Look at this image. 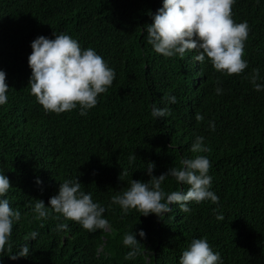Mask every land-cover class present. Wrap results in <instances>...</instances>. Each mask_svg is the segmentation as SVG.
<instances>
[{"label": "trees", "instance_id": "16d2710c", "mask_svg": "<svg viewBox=\"0 0 264 264\" xmlns=\"http://www.w3.org/2000/svg\"><path fill=\"white\" fill-rule=\"evenodd\" d=\"M161 6L162 0H0V70L9 86L8 102L0 106V171L10 181L6 197L21 212L0 264H179L182 251L202 237L224 264H264V91L251 83L259 68L257 83L264 84V0H236L232 7L234 21H247L250 32L243 57L248 67L231 75L207 58L196 61L195 50L183 58L155 53L146 29ZM53 32L94 48L115 70L113 84L87 116L79 108L45 111L30 91V42L40 35L54 39ZM169 95L177 103L169 105ZM153 104L170 107L171 114L156 119ZM196 136L205 137L209 149L200 154L211 162L218 204L189 202L188 213L173 204L160 219L136 209L125 214L112 203L131 180L150 181L149 162L155 176L182 167L183 158L196 155ZM75 177L105 207L106 229L89 232L55 212L37 218V200L47 206L60 183ZM161 187L169 194L189 186L169 176ZM60 223L68 229L57 230ZM140 229L145 236L136 235L137 255L126 259L132 249L124 235ZM33 231L39 235L29 240ZM25 243L29 256L10 259Z\"/></svg>", "mask_w": 264, "mask_h": 264}, {"label": "clouds", "instance_id": "9594fccd", "mask_svg": "<svg viewBox=\"0 0 264 264\" xmlns=\"http://www.w3.org/2000/svg\"><path fill=\"white\" fill-rule=\"evenodd\" d=\"M257 3L260 0H256ZM236 0H162V6L152 15V23L148 25L147 43L155 53L165 57L179 56L183 58L189 50H195V60L203 63L210 60L215 70L226 74H240L248 67L244 57L245 42L248 39L250 26L247 21L235 22L232 7ZM54 39L44 35L37 36L30 42L31 53L28 66L31 69L29 78L30 91L45 111L56 114L70 112L79 108L80 116H87L88 111L98 104L100 94L107 92L113 84L116 73L105 59L94 48H82L80 42L68 34L53 32ZM251 83L255 90L264 91V84L257 83L261 79L260 69L252 70ZM9 86L6 83V72L0 70V106L8 102ZM217 95L223 93L221 87L216 88ZM169 105L177 103L174 95L167 97ZM153 117L165 118L171 114L170 107L152 105ZM197 121L204 116L196 113ZM212 131L215 121L209 122ZM205 137L196 136L191 151L196 153L191 158L181 160L182 167H170L159 176L153 175L155 164L149 162L146 174L150 181L131 180L126 191L114 195L112 203L118 204L127 214L136 209L142 215L154 214L158 218L172 210L178 204L181 211H191L189 202L200 203L205 200L219 203V196L212 190L213 177L209 175L212 167L209 158L200 153L208 152L204 143ZM136 155L129 157L133 162ZM173 177L180 184L188 185L187 191H172L166 194L162 182ZM36 184H42L39 178ZM81 183L74 179H65L60 183L58 193L49 198L47 206L43 200L34 204V212L38 219H47L52 212L65 219L78 222L89 232L106 229L109 221L104 216L105 207L94 202L92 193L85 192ZM11 188L9 178L0 171V253L10 247V237L14 222L21 219V212L11 206L6 193ZM59 219V216H57ZM217 219L223 220V215ZM68 229V224L60 223L57 230ZM39 235L33 231L29 240ZM136 235L145 236L143 229L137 233H126L123 243L131 247L126 259L137 255L140 242ZM30 246L25 243L18 253L9 256L15 260L28 257ZM179 264H224L218 251H214L206 237L194 238L182 251Z\"/></svg>", "mask_w": 264, "mask_h": 264}]
</instances>
